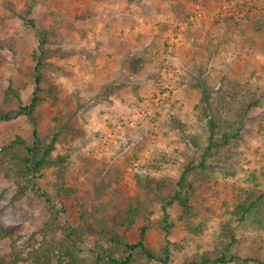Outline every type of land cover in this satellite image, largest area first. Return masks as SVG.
Here are the masks:
<instances>
[{
	"label": "rangeland",
	"instance_id": "obj_1",
	"mask_svg": "<svg viewBox=\"0 0 264 264\" xmlns=\"http://www.w3.org/2000/svg\"><path fill=\"white\" fill-rule=\"evenodd\" d=\"M120 1L0 0V111L10 85L24 104L31 102L32 56L38 45L28 24L32 20L51 33V47L62 52L48 60L43 72L46 91L38 93L42 100L36 110L41 131L53 119L68 127L55 152L67 161L60 173L48 171L42 180L51 194L57 190L53 186L62 184L71 190V207L60 216L61 223L78 225L80 217L89 214L91 222L103 217L112 226L129 207L141 206L143 217L130 240H138L147 216L152 222L147 245L157 253L164 249L166 237L160 226L165 202L156 194L168 200L185 167L202 160L210 138V118L205 116L211 112L220 124L232 126L221 130L224 133L243 127L238 138L192 174L194 216L184 221L176 203L169 210L175 226L169 237L171 257L181 264L225 241L222 224L230 221V213L248 192L264 193V0L257 5L254 0H127L143 6L136 9L139 14L143 10L155 15L153 1L162 11L146 18L148 37L156 36L153 55L123 60L132 75V62L147 60L143 73L152 80L144 85L130 84L125 73L114 71L122 64L120 57L111 55L114 46L98 42L88 52L82 45L90 31L88 21ZM107 18L111 20L109 14ZM133 21L129 33L137 34L142 24ZM95 59L100 62L97 69ZM104 61L108 64L100 66ZM112 79L120 82H109ZM202 90L210 95L213 108L207 114ZM255 101L257 106L247 112V104ZM32 130L27 117L0 122V151L18 137L30 141ZM15 194L16 186L0 167V230L22 236L23 244L44 221L43 201L33 193L14 200ZM234 228L233 253L257 260L249 264H264V215L234 223ZM9 252V241L0 239V257ZM136 264L153 263L138 259Z\"/></svg>",
	"mask_w": 264,
	"mask_h": 264
},
{
	"label": "trees",
	"instance_id": "obj_2",
	"mask_svg": "<svg viewBox=\"0 0 264 264\" xmlns=\"http://www.w3.org/2000/svg\"><path fill=\"white\" fill-rule=\"evenodd\" d=\"M23 20L28 21L26 18ZM28 24L35 30L38 42L37 52L32 56L35 61V89L31 102L24 104L20 94L10 85L5 94L4 109L0 111V122L27 117L33 125L32 138L28 141L18 137L4 145L0 151V167L4 170L6 178L16 186L14 200H22L33 193L43 201L41 212L44 215V221L23 244H20L22 236L0 230V239L8 240L10 249L9 254L3 258L0 257V264H136L138 259H146L153 264H177L173 261L170 251L169 237L175 226L171 221L169 210L176 203L181 209V217L184 221L194 216L191 205V193L194 190L192 174L196 169L204 167V162L209 156H214L215 151H221L232 139L238 138L243 127L237 128L232 134L221 131L227 128L232 130V126L227 124L226 128L218 122L219 120L210 112L213 109L210 95L206 90H202V102L206 109L204 113L210 112L205 116L210 118L209 145L203 151L202 160L198 165L192 163L185 167L168 200L162 198L161 194H156L162 202H165L162 206L160 226L165 233L166 243L160 253L153 251L147 245V234L152 228V222L147 216H144L146 223L139 228L138 240L136 242L130 240L132 229L139 223L138 219L143 217L141 206L129 207L123 213V217L113 220L112 226L107 225V220L103 217L101 219L93 217L91 222L89 214L81 216V223L78 225L62 224L60 216L71 207V190L62 184L53 186L57 190L51 194L49 184H42V180L44 181L48 171L60 173L67 161V157L55 155V152L59 138L68 130V127L66 124L57 125L59 121L53 119L46 131H41L36 119L37 106L42 100L38 97V93L46 91V88H43V72L50 65L48 60L58 57L62 52L51 47L53 42L50 32L38 29L32 20L28 21ZM143 64V59L134 60L131 64L132 72L135 75L139 74ZM55 92L58 93V90ZM49 93L54 95L53 90H49ZM257 104L256 101L248 103L247 112ZM217 111H219L218 108ZM218 134L222 135L220 143L216 140L219 137ZM60 179L63 180L62 174ZM263 215L264 193L257 195L252 191L248 192L246 199L236 204L230 213V221L222 224L220 236L225 241L220 240L213 251L187 259L181 264L257 262V260L244 259L233 253V247L237 243L234 223L241 224L249 217L260 218Z\"/></svg>",
	"mask_w": 264,
	"mask_h": 264
},
{
	"label": "crops",
	"instance_id": "obj_3",
	"mask_svg": "<svg viewBox=\"0 0 264 264\" xmlns=\"http://www.w3.org/2000/svg\"><path fill=\"white\" fill-rule=\"evenodd\" d=\"M220 2L221 3L225 2V0H220ZM147 3H149V1ZM152 3H153L152 7L154 9L155 15L150 13L151 19L158 17L160 13H162V11L158 8V3L155 1H153ZM258 3L260 2L257 0H254L252 4L257 5ZM129 4L130 3L127 0H121L120 3L118 2L116 4H112L108 6L107 11L102 13L105 15H102L101 13L100 14L96 13L95 15L97 16L95 17L96 19L92 18L88 21V27L90 31H88L87 35L83 33V35L85 36H83L82 39H85L87 37L86 38L87 41L84 42L82 45H84L85 49L88 52L92 51L98 42L100 45L104 43L102 44L104 45L103 47H107L109 49L112 46H114L115 50H111V55L120 57V59H122V64H119L118 66H116L115 70L114 69L113 70L119 72L118 75L120 74L122 75V72L125 73V77H128V79H130L129 81L130 84H136V82L139 81L140 83H142V85H144V82L146 84L147 82H150L152 80L151 78L150 79L146 78V76L144 75L143 71L145 70L144 69L145 66L142 68L139 74H136V75H132L130 73L128 74L126 71L125 65H123V60L124 59L127 60L130 56L132 57L134 55L144 58L145 55H148L147 52L150 53V55L152 56L153 55L152 41H153V38H155L156 36L148 37V33L145 28V27H149L147 25L148 22L146 24V21H148L146 18H148V16L150 15L146 14L143 10H141L140 14L137 13L136 9L139 10L143 6H140L139 4L138 5H129ZM107 14L110 15L111 20L107 18ZM135 19L142 24L139 27L140 31L137 32V34L129 33V28L132 26L130 23L134 22L133 20ZM156 21H159V18H157L155 22ZM93 32H95V35H93ZM153 34L154 33L150 34L149 32V35H153ZM241 37L242 36H240V38ZM93 53L95 54V52ZM120 59L118 58V61ZM100 60L101 59H98V61ZM144 60L145 62L147 61L146 59ZM92 63L89 61V64L93 65ZM99 63L95 59L94 65L96 64L95 65L96 69L98 68ZM81 64H82V67L87 68V64H88L87 62L81 60ZM107 64H108V61L107 62L104 61L103 63L101 62L100 66H103V65L106 66ZM113 81L115 83L120 82L119 80H116L117 81L116 82L113 79L110 80L109 82H113ZM120 84H122V82L119 83L118 85Z\"/></svg>",
	"mask_w": 264,
	"mask_h": 264
},
{
	"label": "built area",
	"instance_id": "obj_4",
	"mask_svg": "<svg viewBox=\"0 0 264 264\" xmlns=\"http://www.w3.org/2000/svg\"><path fill=\"white\" fill-rule=\"evenodd\" d=\"M197 16H198V18H201V15H200L199 13L197 14ZM196 18H197V17H196Z\"/></svg>",
	"mask_w": 264,
	"mask_h": 264
}]
</instances>
